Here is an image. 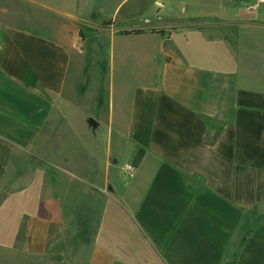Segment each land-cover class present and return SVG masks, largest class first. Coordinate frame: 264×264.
Returning <instances> with one entry per match:
<instances>
[{
	"label": "crops",
	"instance_id": "crops-1",
	"mask_svg": "<svg viewBox=\"0 0 264 264\" xmlns=\"http://www.w3.org/2000/svg\"><path fill=\"white\" fill-rule=\"evenodd\" d=\"M11 2L0 264H264V0Z\"/></svg>",
	"mask_w": 264,
	"mask_h": 264
},
{
	"label": "rangeland",
	"instance_id": "rangeland-1",
	"mask_svg": "<svg viewBox=\"0 0 264 264\" xmlns=\"http://www.w3.org/2000/svg\"><path fill=\"white\" fill-rule=\"evenodd\" d=\"M9 11L11 13L8 14V19L5 17V15H1V21H3L4 19L6 20H9L10 22H16L18 19L22 18L24 19L25 21L26 20H29L32 18V13L30 11V9H24L23 7L19 6L18 4H16L15 2H11V4H9ZM35 17H39L38 19V22L43 25V28L46 29L45 26L48 25V19H50L49 15L46 14V13H38L35 15ZM37 27H35L36 29H41V31H45L44 29H42V27H39V25H36ZM47 32V29L46 31ZM80 79H77V83H79ZM105 93H107V88H106V91ZM89 97V96H88ZM73 98L74 95H73ZM80 98V97H79ZM78 98V96L75 98V99H71V102H72V105H79V102H80V99ZM106 98V102H105V106L107 105V94L104 95V99ZM71 105V106H72ZM74 109V108H73ZM115 124L118 123L119 121V118L117 117L116 115V112H117V94H115ZM122 115V114H121ZM102 117V116H101ZM103 117H105V114H103ZM93 120L95 121V119L93 118ZM122 122L120 123V125H113V126H96V125H93L92 127L90 126H73L71 127V132H72V135H89L91 133H93L94 135H100L102 137H104L106 139V137L109 139V141L111 140L112 142V145L113 146H116V144L119 142V140L122 141V134H125L126 131H127V127L126 125L123 124V120H121ZM96 122V121H95ZM63 130L64 127H59ZM73 143V153H75V161L77 162V164L80 163V158H81V149L80 147L78 146V141L76 138L73 139L72 141ZM90 144V143H89ZM106 144V143H104ZM117 150L113 151V153H115L116 151L118 152L119 148L116 147ZM119 162H121V160H119ZM120 166L121 163H118ZM126 164H124L122 166V178L124 180H128L130 178H128L126 175H125V172H124V167H125ZM23 179L21 180L22 182H31L34 180L33 178V175H23ZM38 178H36L35 181H37ZM9 211V210H8ZM28 260V259H27ZM25 259V262H30L29 260L27 261Z\"/></svg>",
	"mask_w": 264,
	"mask_h": 264
},
{
	"label": "built area",
	"instance_id": "built-area-1",
	"mask_svg": "<svg viewBox=\"0 0 264 264\" xmlns=\"http://www.w3.org/2000/svg\"><path fill=\"white\" fill-rule=\"evenodd\" d=\"M124 172H125V175L130 178L133 176V173H134V168L131 164H126L125 167H124Z\"/></svg>",
	"mask_w": 264,
	"mask_h": 264
}]
</instances>
